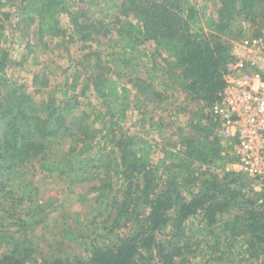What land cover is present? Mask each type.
<instances>
[{
    "label": "trees",
    "instance_id": "1",
    "mask_svg": "<svg viewBox=\"0 0 264 264\" xmlns=\"http://www.w3.org/2000/svg\"><path fill=\"white\" fill-rule=\"evenodd\" d=\"M102 1L110 21L72 11L69 0H0V14L13 3L30 27L37 25L40 39L66 35L60 18L69 13L71 30L82 39L99 41L113 26L120 46L108 54L114 67L97 50L80 62L86 86H93L103 107L71 120L85 95L76 93L78 79L61 89L62 100L58 89L36 100L34 94L43 97L49 79L39 81L36 75L33 93L11 79L12 58L0 27V212L7 214L0 215V264H38L40 247L30 230L44 222L39 216L49 206L32 194L29 176L35 170L90 184L101 207L97 216L103 217L90 243L67 230L59 242L61 253L42 255V264H264V202H259L264 192H254L242 173L217 170L227 155L215 136L217 121L205 110L227 85L233 55L224 36H242L243 21L254 22L264 0ZM149 43L152 51L146 49ZM157 57L162 62H155ZM111 70L116 77L109 76ZM159 73L166 77L164 94L154 83ZM130 87L137 90L136 106L155 97L168 99L171 88L198 106L186 129L179 128V141L169 143L157 162L150 131L123 127ZM206 117L209 124L203 123ZM68 138L74 143L59 149ZM26 199L32 204L22 217ZM197 217L195 232L190 222ZM74 243L85 249L65 257L63 251Z\"/></svg>",
    "mask_w": 264,
    "mask_h": 264
},
{
    "label": "rangeland",
    "instance_id": "2",
    "mask_svg": "<svg viewBox=\"0 0 264 264\" xmlns=\"http://www.w3.org/2000/svg\"><path fill=\"white\" fill-rule=\"evenodd\" d=\"M201 1V0H200ZM99 2V6L94 4ZM71 10H86L91 20H98L104 18L105 21H110L108 15L102 11L106 4L102 0H69ZM211 10L215 9L212 1L209 4ZM257 14L254 22L247 21V27L243 29V35L257 32L262 26H264V6ZM0 14V27L4 30L7 36L6 48L10 52L12 58L11 66L8 68V74L12 80L24 85L26 90L34 92V77L37 75L38 80L41 81L44 77H47L50 82V86L45 89L43 97L39 94H34L36 100L41 101L47 99L51 94L52 89H58L56 92L60 100H62L61 89L66 84L71 83L75 78L78 79L77 94L85 93L81 96V102L79 107H73L72 119H79V115L82 111L95 112L96 109L103 107L102 101L98 98L94 91L93 86H86L87 75L84 72V67L80 64L81 61L86 59V55L94 53L95 50L101 51L104 62L114 67V56H109L111 52L120 51V46L115 41L116 34L114 27L112 26L108 35H103L99 41H92V39H82L80 34L71 30L72 19L69 13L63 14L60 18L61 26L66 29L67 33L63 36L49 35L43 39H40L36 32L37 25L34 24L31 27L23 20V16L20 15V11L13 5L8 3L4 10ZM262 11V12H261ZM27 25L29 27H27ZM242 35V36H243ZM237 33H231L225 35L224 38L232 42L237 38ZM147 50H153V44H147ZM155 62H162V58L157 57ZM89 64V62H88ZM93 63L90 62V65ZM112 71V70H111ZM89 73V72H88ZM155 80L156 90L164 94L163 81L166 77L161 75ZM110 77H116L115 71L109 73ZM141 76L143 79L148 77L147 73L142 75L134 73L133 77ZM120 82L128 86V78L123 75L119 76ZM150 79V78H149ZM137 90L134 87H130V99L126 105L127 107V121L123 122L125 130L131 132H137L139 129L150 131L149 138L155 145V153L152 156V160H157L163 155V149L169 148V143H176L179 141L180 132L179 128L186 129V124L191 119V115L197 110L198 106L196 102L186 100L185 95L179 89L171 88L165 95L169 98L162 101L158 97L154 100L145 101L140 103L139 106L135 105ZM71 97L74 94H70ZM213 118V117H212ZM208 117L204 118L203 123H208ZM156 122V125L153 124ZM211 122V121H210ZM215 122V121H214ZM209 124V123H208ZM182 133V132H181ZM215 136L220 140L221 146L224 147L222 151L224 155H227V161L225 166L218 167L220 173L226 171V165L232 161V154L230 152L231 142L227 139L220 138L218 132V125L215 126ZM65 143L60 144L59 149L63 150L74 143L73 138L66 139ZM101 155V154H100ZM99 157V154L97 155ZM229 163V164H230ZM1 180V178H0ZM29 180L32 182V188L36 200L39 203L47 204L46 212H42L39 218L44 219L41 224H35L30 230V235L35 243L40 247L38 252V264H42V255L46 254H60L59 242L62 239V234L67 230H72L77 235H82L83 241L88 243L90 239L89 235L93 231L94 227L102 223L101 216H97L101 210L100 205L96 201V193L90 189L88 183H72L69 176L59 177L56 175L46 174L35 170L29 176ZM242 181L250 183L254 192H264V186L255 181L250 175L243 174ZM15 184V183H14ZM234 185L236 183H233ZM29 197V196H27ZM2 192H0V203H2ZM32 201L26 199L21 213L22 217H26L25 213L27 208L30 207ZM21 208V209H22ZM0 215H7L2 210ZM47 215V217H46ZM200 217L193 218L190 222L192 231L198 228L197 225ZM13 221L9 219L4 224ZM1 229L4 227L0 226ZM7 228V227H6ZM15 231V227L10 228ZM201 230V229H200ZM94 236V235H92ZM85 242V241H84ZM85 249L82 246L74 243L63 251V255L77 256L81 254ZM194 261L191 264H194ZM203 261V260H202ZM201 264H215L213 262L208 263L203 261Z\"/></svg>",
    "mask_w": 264,
    "mask_h": 264
},
{
    "label": "built area",
    "instance_id": "3",
    "mask_svg": "<svg viewBox=\"0 0 264 264\" xmlns=\"http://www.w3.org/2000/svg\"><path fill=\"white\" fill-rule=\"evenodd\" d=\"M231 43L227 85L205 110L217 121L220 138L231 142L232 161L226 171L250 175L264 186V27Z\"/></svg>",
    "mask_w": 264,
    "mask_h": 264
},
{
    "label": "crops",
    "instance_id": "4",
    "mask_svg": "<svg viewBox=\"0 0 264 264\" xmlns=\"http://www.w3.org/2000/svg\"><path fill=\"white\" fill-rule=\"evenodd\" d=\"M259 193H261V192H259Z\"/></svg>",
    "mask_w": 264,
    "mask_h": 264
}]
</instances>
